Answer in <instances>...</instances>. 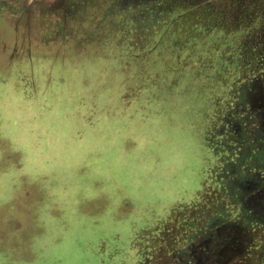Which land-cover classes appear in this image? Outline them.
I'll return each instance as SVG.
<instances>
[{
	"label": "rangeland",
	"instance_id": "rangeland-1",
	"mask_svg": "<svg viewBox=\"0 0 264 264\" xmlns=\"http://www.w3.org/2000/svg\"><path fill=\"white\" fill-rule=\"evenodd\" d=\"M1 2L0 264L241 257L264 218V0Z\"/></svg>",
	"mask_w": 264,
	"mask_h": 264
},
{
	"label": "trees",
	"instance_id": "trees-1",
	"mask_svg": "<svg viewBox=\"0 0 264 264\" xmlns=\"http://www.w3.org/2000/svg\"><path fill=\"white\" fill-rule=\"evenodd\" d=\"M222 208L224 210H228L234 213H241V208L236 205H232L231 203L227 202L226 197H223ZM219 205L216 200H210L208 203L205 204L206 211L204 212L205 215L213 214L214 209ZM226 208V209H225ZM201 217L198 216V219ZM250 231L253 235V238L250 242V245L245 253L241 255L239 258L233 259L230 264H264V218H260L257 221L249 224ZM254 259V260H253Z\"/></svg>",
	"mask_w": 264,
	"mask_h": 264
},
{
	"label": "flooded vegetation",
	"instance_id": "flooded-vegetation-1",
	"mask_svg": "<svg viewBox=\"0 0 264 264\" xmlns=\"http://www.w3.org/2000/svg\"><path fill=\"white\" fill-rule=\"evenodd\" d=\"M7 0H2V2L1 3H3L2 5L3 6H6V5H13L14 4V2L16 1V2H20L21 0H8V2H6ZM67 1H69V0H67ZM70 2H71V4L70 5H68V6H72V5H74V3H79L80 2V0L78 1V0H70ZM15 5V4H14ZM0 8H1V6H0ZM258 76V75H257ZM259 80H261V84L264 86V71H262L260 74H259ZM246 120H247V123L249 124V122H252L253 123V127L252 128H256V121L254 120V118H253V115L250 113H248L246 116ZM251 126V125H250Z\"/></svg>",
	"mask_w": 264,
	"mask_h": 264
}]
</instances>
